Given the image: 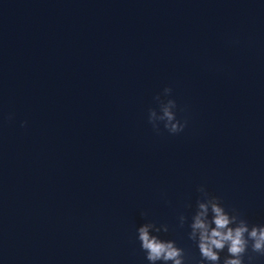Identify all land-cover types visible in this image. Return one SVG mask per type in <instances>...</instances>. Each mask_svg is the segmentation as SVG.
<instances>
[{"label": "water", "instance_id": "obj_1", "mask_svg": "<svg viewBox=\"0 0 264 264\" xmlns=\"http://www.w3.org/2000/svg\"><path fill=\"white\" fill-rule=\"evenodd\" d=\"M262 165L264 0H0V264H150Z\"/></svg>", "mask_w": 264, "mask_h": 264}, {"label": "clouds", "instance_id": "obj_2", "mask_svg": "<svg viewBox=\"0 0 264 264\" xmlns=\"http://www.w3.org/2000/svg\"><path fill=\"white\" fill-rule=\"evenodd\" d=\"M165 91L170 92L171 89L166 88ZM175 107L173 100L162 107L160 120L169 134L181 133L187 126V120L181 121L175 111L171 110ZM154 116L155 110L150 109L149 123L159 133V125L154 122ZM200 191L203 193V199L197 201L198 211L193 217L189 238L197 243L201 264L205 261L208 264H220V253L225 249L227 255L223 264H244L243 258L249 248L253 253L264 255V225L250 226L239 214L226 211L218 197L211 196L203 189ZM209 210L212 213L211 221L205 219ZM150 228H154V225L149 223L137 228V239L150 264H156L157 261H162L163 264H184V250L177 247L175 241L162 240L157 235H151ZM155 231L159 232L160 229ZM164 231H167V228ZM251 260L252 256H249V261Z\"/></svg>", "mask_w": 264, "mask_h": 264}]
</instances>
